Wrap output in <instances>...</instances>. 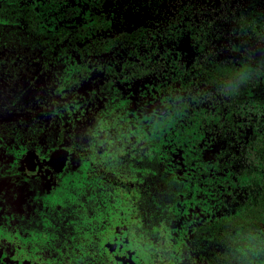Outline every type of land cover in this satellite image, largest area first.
Returning <instances> with one entry per match:
<instances>
[{
	"label": "rangeland",
	"instance_id": "1",
	"mask_svg": "<svg viewBox=\"0 0 264 264\" xmlns=\"http://www.w3.org/2000/svg\"><path fill=\"white\" fill-rule=\"evenodd\" d=\"M30 13L38 21L35 31L28 28ZM97 16L101 29L93 25ZM0 25L15 40L11 48L0 47V135L6 133L9 139L18 128L29 126L33 103H41L51 87L63 84L70 106L55 100L56 95L53 102L49 99L51 109L55 113L60 107L65 109L67 129L62 140L76 138L66 149L72 158L67 171L49 172L46 181L43 176L29 178L18 173L13 161L4 171L0 169V179L4 177L0 264H51L52 250L60 246L64 235L76 234L86 217L98 219L109 208L101 205L93 212L89 206L98 200V182L107 183L102 175L98 178L96 169L115 170L126 179L139 180L134 176L136 169L121 158L149 145L159 147L158 140L168 151L160 152L165 165L182 189L169 208L171 219L161 228L170 258L178 255L184 260L191 253L198 264H207L200 255L209 257L230 248L215 232L200 233L196 227L240 211L256 190L246 171L244 150L264 118V108L252 104L264 98V0H0ZM77 25H85L86 30L64 38L68 49L55 54L50 69L42 66L40 39ZM141 26L159 30L158 47L140 40L104 54L86 52L84 45L94 37ZM146 53L152 61L164 56L167 68L133 76L132 63ZM199 60L205 66L258 71L253 82L242 87L243 104L237 114L228 115L227 98L207 86L201 73L195 74L191 64ZM104 65L114 70H98ZM84 67L93 71L77 85L71 75ZM243 105L250 110L241 111ZM172 109L179 111L173 124L165 128L159 121ZM9 141L11 146L18 144L10 149L27 152L21 142ZM118 178L123 181L116 189L121 194L111 200L123 204L130 190L120 174ZM15 183L21 184L20 190L5 189L6 184ZM100 195L109 201L108 190L101 188ZM129 215L127 208L123 219ZM123 219L107 243L116 250L126 248ZM258 231L259 250L249 258L253 264H264V225ZM10 243L17 246L12 256H6L5 245ZM120 260L115 264H137L131 255ZM241 264L247 261L241 259Z\"/></svg>",
	"mask_w": 264,
	"mask_h": 264
},
{
	"label": "trees",
	"instance_id": "2",
	"mask_svg": "<svg viewBox=\"0 0 264 264\" xmlns=\"http://www.w3.org/2000/svg\"><path fill=\"white\" fill-rule=\"evenodd\" d=\"M33 15V13H31ZM30 18V16H29ZM38 21L31 18L29 28L32 31L37 30ZM95 27H99L101 23H98V18L93 24ZM85 25H77L71 27H63L58 33H50L46 38H41L38 46L42 48L44 57L40 59L42 66L52 65V60L55 58V54H60L61 50H67L66 44L62 43L64 38H70L76 31H85ZM159 30L156 28L143 26L130 32L124 31L115 35L107 37H94L84 45L86 52L91 55L104 54L115 48H125L140 40H147L153 43L154 47H158ZM193 38L197 39L196 35ZM15 45L14 37L10 32L3 30L0 25V47L2 49L11 48ZM155 49V48H154ZM156 51H149L158 53ZM137 61L132 63L130 71L135 77H144L150 74L159 72L162 69L167 68L166 58L160 56L156 61H152L149 54L138 55ZM97 65V64H95ZM192 68L196 71V75L201 73L204 76L205 84L213 87V90L218 95H223L227 99V106H229V114H237V108L241 107V92L242 87L248 83H252L257 77V70L252 71H239L236 69L229 70L224 67L216 65L205 66L201 60L194 61ZM98 70L103 72L114 70L110 65L98 66ZM94 70H97L96 68ZM93 70H86V68H80L78 72L73 73L74 82L80 84V82L91 74ZM235 82L238 84L232 90L225 88V83ZM57 88L51 87V92ZM256 108H264V98L256 99L252 103ZM40 110V109H38ZM37 108L32 111L36 117L40 118L42 123L37 124V130L41 133L45 132L50 127L49 124L43 122L38 115ZM250 108L243 105L241 111L244 113L249 111ZM174 111V112H173ZM179 110L172 109L171 114L161 120V124L168 128L173 124L176 119ZM231 117V116H229ZM170 121V122H167ZM54 124V123H53ZM153 143V141H151ZM158 146L149 145L147 149L141 151H135L130 157L125 156L130 161L133 169H136L134 176L140 177L139 180L134 181L132 177V191L133 198L136 203L139 204L141 211V229L143 232V240L147 241V245L150 248L151 255L155 261V264H182L175 259L172 260L170 256L162 252L164 259L158 258V243L163 250V244L161 242V224L165 219V212L162 209L163 204L168 200H173L177 190L180 189V182L176 175L167 168L165 160L162 158L160 152L167 153V149L161 145L160 140L157 141ZM245 158L247 161V174L250 180L255 184L256 190L252 198L245 203V206L238 212L231 214L228 217L217 218L213 221L204 223L199 227V231H214L219 240L228 243L232 247L237 243L247 241L252 250L249 252L259 250V229L264 225V118L261 120V124L258 130H255L254 135L250 141L245 145L244 150ZM128 157V158H127ZM141 180V181H140ZM201 259L207 264H239L240 257L234 254V250L215 253L206 260L201 255ZM194 261V260H193ZM185 264H198L191 260H185Z\"/></svg>",
	"mask_w": 264,
	"mask_h": 264
},
{
	"label": "flooded vegetation",
	"instance_id": "3",
	"mask_svg": "<svg viewBox=\"0 0 264 264\" xmlns=\"http://www.w3.org/2000/svg\"><path fill=\"white\" fill-rule=\"evenodd\" d=\"M29 16L30 18L28 24L30 23L31 18L35 19L31 13ZM96 18H98V16ZM100 26H102V24ZM100 26L97 28L101 29ZM207 86L213 89L212 86L210 85ZM55 88H57L55 91L53 90L51 92L50 90L48 97L41 98V103H36V104L33 103L34 108H37V110L40 109L38 110L39 112L38 115L41 117L43 122L49 124L50 127L45 129L46 131L43 133L37 130L36 125L39 123L41 124L42 122L39 121L40 118L35 116V114L32 111L34 108H32V110L30 111V116L33 120L30 121L29 126H25L24 128L20 127L15 131L16 134H13V136L9 135L10 140L14 142L19 141L23 145H25L27 152L25 151V153H20V151L18 150L10 149L14 145L18 147V144L16 143L17 145L14 144L13 146H11L9 139H7L6 136L7 134L5 133L3 137L0 135V169L2 168L3 171H4L3 167H6L5 165L10 164L12 161L18 173L20 172L21 174L29 178H36V177L38 178L40 176H43L44 181L48 180L46 178L49 177L50 175L49 172L62 173L67 171V168L69 167L72 158L69 155V153L66 152V149L71 144H75L76 138L71 137L69 141L66 140L68 142H64L62 140L63 133L67 129V121L63 118L65 117L64 116L65 109H63L64 107H60V109H58L57 112L55 113L51 109L53 105L50 102V100L52 101L53 97L58 95V97H56L55 100L59 99L60 100L59 103H62L64 101L65 107L70 106V101L68 100V97L65 93L63 84H61L60 86L56 85ZM76 93H77L76 91H73L74 95ZM76 97L78 98V96ZM8 110L11 111L10 108ZM80 119L83 120L84 118L80 117ZM78 125L80 124L77 123L76 125L73 126L74 128L72 135L74 136L77 135V130L75 128H78ZM2 130L3 129L0 125V132ZM7 140L9 141L8 144H6ZM6 147H8L7 151L5 149ZM39 148L43 149V151H39ZM121 159L126 164L130 163V161L127 160L126 157H122ZM119 174L122 178H124L123 180L125 182L124 185L126 189L130 190V193L123 197L124 199L123 204L117 202L113 203V201L111 200L114 198V196L118 195L119 193L121 194L120 190L116 191V189L119 187L118 183L123 184V181H120V179L118 178ZM96 175H98V178H102L101 177L102 175L104 180L107 181V183L102 184V179L98 182L99 185L96 189L98 200L94 199L95 202L91 203L89 206L92 207L93 212L99 209L101 205H108L109 208L107 210H103L104 215H102L98 219L96 218V216H93L96 219L91 218L90 220H89L90 216L86 217V219L80 224V227L77 229L76 234L68 233L64 235L59 240L61 249L60 246H58L55 250H52V254L50 255V263L51 264H92L99 260L101 264H115L117 261H120L119 263H122V261L120 260L121 256L131 255L137 264H155L154 262L155 260L151 258L152 255L150 252V248L147 245V241L145 242V240H143L144 230L140 228L141 211L139 204L136 203L133 198V191L131 188L132 177L131 178L128 177L126 179L125 176H123L119 172H116L115 170L101 171V169L100 170L96 169ZM3 181H4V177L2 175V178L0 179V190H2L3 188L4 185ZM129 181L131 182L130 185L128 183ZM6 185L7 186L5 187V189L8 190L17 191L21 189L19 188V186L21 185L19 183L6 184ZM179 187L180 189L177 190V193L175 194L176 198H173V200L166 201V203L163 205L160 204V206H162V209L165 212V219L164 222L161 224V228L164 224H167L171 219V215H169V208L172 207L178 201L179 193L180 191H182L181 184ZM101 188L108 190L109 201L107 200L105 202L101 197L100 195ZM15 200L19 201L17 198H15ZM98 206L99 208H97ZM127 208H129V214H130L129 218L123 219L124 218L123 216ZM26 212L29 211L26 210ZM121 219L125 221L124 222L125 234L123 233V242H124V246L126 245V248L120 250L119 247L116 250L108 246L107 243L108 241H110L111 234L116 233L117 225L120 223ZM203 224L197 226L196 229L199 231V227L202 226ZM199 232L206 233V232H214V231H199ZM161 235H162V239H161L162 242L163 233H161ZM162 244H163V250L161 249L159 243L157 246L159 250L158 258L164 259L162 252L166 250L167 251L165 252V254L171 257L170 254L171 251L168 248H166L163 242ZM259 245H260V241H259ZM16 246L17 245L12 243L5 245L6 256H12L15 252L14 250L16 249ZM229 246L230 248L225 251L233 250V247L231 245ZM187 248L188 246L186 247V249ZM181 252L183 251L181 250ZM220 252H224V251H217L215 253H220ZM215 253H213V255ZM205 258L206 260L208 259V257ZM176 260L178 261L181 260L178 255L176 257ZM185 260H191L192 262L195 261L191 253H188V257L184 260H181L180 262L182 264H185ZM79 261L81 262L79 263ZM239 264H241V258Z\"/></svg>",
	"mask_w": 264,
	"mask_h": 264
},
{
	"label": "clouds",
	"instance_id": "4",
	"mask_svg": "<svg viewBox=\"0 0 264 264\" xmlns=\"http://www.w3.org/2000/svg\"><path fill=\"white\" fill-rule=\"evenodd\" d=\"M237 86L238 84L235 82L225 83V88L228 90H232ZM233 250H234V254H236L242 260H246L247 264H253L252 260L249 258V252L252 250V247L247 241L235 244L233 246Z\"/></svg>",
	"mask_w": 264,
	"mask_h": 264
}]
</instances>
